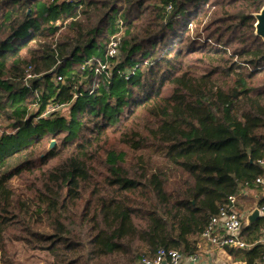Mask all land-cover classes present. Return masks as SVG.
<instances>
[{"label":"trees","instance_id":"16d2710c","mask_svg":"<svg viewBox=\"0 0 264 264\" xmlns=\"http://www.w3.org/2000/svg\"><path fill=\"white\" fill-rule=\"evenodd\" d=\"M263 4L0 0V264H27L15 242L44 264L189 255L230 196L264 191Z\"/></svg>","mask_w":264,"mask_h":264},{"label":"built area","instance_id":"2783aa9c","mask_svg":"<svg viewBox=\"0 0 264 264\" xmlns=\"http://www.w3.org/2000/svg\"><path fill=\"white\" fill-rule=\"evenodd\" d=\"M116 44V41H111L107 50V56L111 57L117 53ZM96 62L97 67L95 68V72H102L107 75L108 64L102 60H96ZM34 76V74L27 72L24 78V83L27 84L28 80ZM57 107L58 105L49 106L43 114H49ZM1 126L2 123L0 121V130ZM260 163L264 166V159L260 160ZM254 183L264 190V174L257 176L254 179ZM235 199V196H230V207H222L219 209V212L216 215L211 216L208 226L203 233V237L215 246L221 248H244L248 245L240 238L243 219L242 216L234 209ZM259 209L261 215L264 211V206L260 207ZM258 241L262 245V256L257 264H264V229ZM198 256L199 255L197 252L184 255L174 249L166 250L164 248H159L153 257L143 258L142 262L143 264H186V260H188L190 262L189 264H196Z\"/></svg>","mask_w":264,"mask_h":264},{"label":"crops","instance_id":"0c3cea01","mask_svg":"<svg viewBox=\"0 0 264 264\" xmlns=\"http://www.w3.org/2000/svg\"><path fill=\"white\" fill-rule=\"evenodd\" d=\"M260 195H264V191L256 188H242L240 190V194L236 197L235 203L242 219L254 207H257ZM263 215L264 211L260 216ZM240 238L244 240L241 234ZM256 244H260L258 240L248 244L244 248H221L211 244L206 238L202 237L197 250L199 256L196 264H257L261 258L260 248L254 249L249 254L246 253ZM189 263L186 260V264Z\"/></svg>","mask_w":264,"mask_h":264},{"label":"rangeland","instance_id":"374dc122","mask_svg":"<svg viewBox=\"0 0 264 264\" xmlns=\"http://www.w3.org/2000/svg\"><path fill=\"white\" fill-rule=\"evenodd\" d=\"M5 126L2 123L1 128ZM30 135L21 132L16 137H12L8 139L10 141V145L13 147H19L27 143L29 140ZM52 141V140H51ZM10 251L16 256V258L25 261L27 264H44L46 255L40 251H30L21 243H12L10 244Z\"/></svg>","mask_w":264,"mask_h":264},{"label":"water","instance_id":"95a60500","mask_svg":"<svg viewBox=\"0 0 264 264\" xmlns=\"http://www.w3.org/2000/svg\"><path fill=\"white\" fill-rule=\"evenodd\" d=\"M254 17L256 18V22L254 24L255 26V34L262 38L264 41V4L261 7V9L254 14ZM55 141L52 140L49 145L48 149H51L54 145ZM258 217H260V209L259 207H254L250 212H248L244 216V226L249 225L251 222L255 221Z\"/></svg>","mask_w":264,"mask_h":264}]
</instances>
